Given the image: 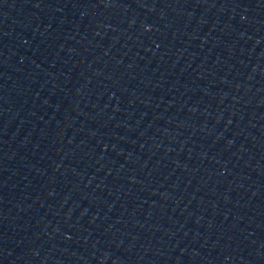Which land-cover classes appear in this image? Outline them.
<instances>
[{
	"label": "water",
	"instance_id": "95a60500",
	"mask_svg": "<svg viewBox=\"0 0 264 264\" xmlns=\"http://www.w3.org/2000/svg\"><path fill=\"white\" fill-rule=\"evenodd\" d=\"M190 264H264V0H171Z\"/></svg>",
	"mask_w": 264,
	"mask_h": 264
}]
</instances>
